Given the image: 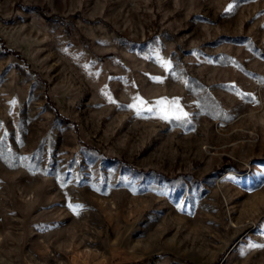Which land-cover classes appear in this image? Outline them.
<instances>
[{
    "label": "rangeland",
    "instance_id": "374dc122",
    "mask_svg": "<svg viewBox=\"0 0 264 264\" xmlns=\"http://www.w3.org/2000/svg\"><path fill=\"white\" fill-rule=\"evenodd\" d=\"M0 264H264V0H0Z\"/></svg>",
    "mask_w": 264,
    "mask_h": 264
},
{
    "label": "snow or ice",
    "instance_id": "6c2138e0",
    "mask_svg": "<svg viewBox=\"0 0 264 264\" xmlns=\"http://www.w3.org/2000/svg\"><path fill=\"white\" fill-rule=\"evenodd\" d=\"M232 5H229V8L227 9L228 11H231L232 10Z\"/></svg>",
    "mask_w": 264,
    "mask_h": 264
}]
</instances>
